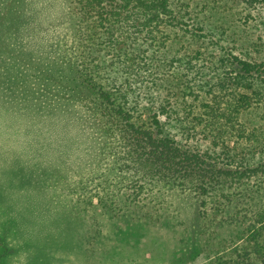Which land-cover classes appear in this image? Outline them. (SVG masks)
<instances>
[{
    "label": "trees",
    "instance_id": "16d2710c",
    "mask_svg": "<svg viewBox=\"0 0 264 264\" xmlns=\"http://www.w3.org/2000/svg\"><path fill=\"white\" fill-rule=\"evenodd\" d=\"M256 10L264 15V0H69L58 56L11 63L0 52V99L33 115L77 103L95 124L86 165L50 173L90 252L103 218L125 217L180 226L173 264H264V57L251 54L264 47V27L253 37L248 24ZM6 65L14 71L3 76ZM4 79L18 92L4 91ZM46 126L74 133L64 119ZM178 195L194 200L190 227Z\"/></svg>",
    "mask_w": 264,
    "mask_h": 264
},
{
    "label": "rangeland",
    "instance_id": "374dc122",
    "mask_svg": "<svg viewBox=\"0 0 264 264\" xmlns=\"http://www.w3.org/2000/svg\"><path fill=\"white\" fill-rule=\"evenodd\" d=\"M253 15L248 24L252 28L250 36L256 37L264 27L260 24L264 23V15L258 17L257 10ZM68 18L69 0H0V52L11 63L27 61L32 52L39 58L58 56ZM21 20H26L27 25L20 27L17 22ZM255 24L259 28L253 27ZM8 26L10 32L3 35L1 29ZM232 51L243 56L239 47ZM251 54L261 59L264 47L253 48ZM13 71L12 66L6 65L2 73L10 75ZM5 81L4 91L18 92V88ZM17 96L29 102L20 93ZM48 98L55 100L54 96ZM16 103L0 99V111L9 108L8 112H0V236L3 239L0 251L6 246L8 249L0 261L3 264H173V251L180 247V226L170 228L125 217L116 221L104 217L103 236L93 242L94 253L89 251L88 244L79 240L85 226L79 218H72L70 210L64 212L57 204L63 198L56 180L50 181V173L64 171L70 176L76 165L77 172L84 162L86 165L92 156V146L96 148L95 124L77 103H69L65 111L46 115L21 114L18 107L14 108ZM48 117L56 121L64 119L74 133L62 130L65 134L62 131L51 134L46 126ZM57 140H65L67 148ZM71 158L75 159L74 164ZM174 199L184 211L185 225L190 227L194 200L183 195ZM191 263L188 260L182 264Z\"/></svg>",
    "mask_w": 264,
    "mask_h": 264
}]
</instances>
